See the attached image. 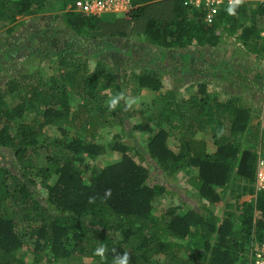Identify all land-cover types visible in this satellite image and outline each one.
<instances>
[{"label": "trees", "instance_id": "16d2710c", "mask_svg": "<svg viewBox=\"0 0 264 264\" xmlns=\"http://www.w3.org/2000/svg\"><path fill=\"white\" fill-rule=\"evenodd\" d=\"M76 1L0 0V30L12 34L21 14L52 9L64 12L65 28L77 36H123L138 22L147 41L184 49L193 43L215 47L225 37L248 43L259 36L264 18V5L235 6V14L224 6L209 23L206 7L186 0H131L126 11L100 15L77 11ZM0 57L2 62L14 56L4 51ZM53 64V72L30 65L0 82V264H37L43 254L53 264L75 256L82 258L79 264H113L112 249L129 253V264H254L255 246L264 244V189L255 183L262 157L243 141L252 109L242 99L230 94L218 101L204 82L183 96L174 87L165 89L168 78L155 68L120 73L103 59L92 68L90 55L80 52H59ZM145 88L157 93L152 109L143 102L129 109L124 100L109 108L108 98ZM73 90L82 100L77 108ZM219 108L229 115L219 118ZM135 116L142 121L133 124ZM107 125L122 131L106 146L95 137ZM131 130L148 135L143 149L127 143ZM170 130L180 136L178 150L170 145ZM199 133L211 135L215 151L197 139ZM105 147L119 158L92 165ZM147 163L171 176L195 170L188 179L197 190L192 206L156 213L155 202L169 190L149 182ZM227 197L220 218L211 205ZM101 245L104 259L94 254ZM24 250L35 262L29 263Z\"/></svg>", "mask_w": 264, "mask_h": 264}, {"label": "rangeland", "instance_id": "374dc122", "mask_svg": "<svg viewBox=\"0 0 264 264\" xmlns=\"http://www.w3.org/2000/svg\"><path fill=\"white\" fill-rule=\"evenodd\" d=\"M246 8L251 10L256 6L250 3L246 5ZM62 13L64 12L50 9L32 15L21 14L12 34L8 33L6 29L0 30V55L7 51L14 56L10 59H3L2 62L0 57V82L12 72L15 73L30 65L33 67L38 65L47 73L55 71L53 62L59 52L88 54L92 68L95 67L98 59H103L108 65L116 67L120 73L133 68L137 70L155 68L164 72L168 78V81L165 80V89L174 87L183 96L195 94L198 89L197 85L204 82L208 92L216 95L218 101L229 100L228 95L233 94L240 100L242 99L243 104L249 106L253 113L257 110L251 116L243 141L245 144L250 143L256 147V151L264 159V150L261 147L264 135V49L261 46L264 18L260 20L259 36L251 38L248 43L238 41L234 37H225L215 47L201 48L193 43L184 49H179L163 47L147 41L141 33L142 27L138 22L133 23V27L129 25L127 33L123 36H114L103 40L77 36L65 28ZM241 20L246 26L251 25V21L244 16L241 17ZM129 96L138 97V102L133 104L136 109L141 107L143 102L147 110H150L157 93L145 88L142 92L131 93ZM71 99L74 108H77L82 101L74 90ZM258 104L259 107H257ZM217 115L219 118H224L229 115V111L219 108ZM141 121V116L132 118L133 124ZM165 127L170 129L167 125ZM121 131L120 125H107L99 129V135L95 138L107 146L115 132ZM170 132L172 134L170 145L173 149L178 150L180 136L177 134L175 135L178 137L174 136L173 130ZM57 133L59 134V132ZM147 137L148 135L142 134L140 131L131 130L130 135L126 132L127 143L139 146L140 149L146 145ZM197 139H205L209 151L216 150L209 133H199ZM107 148L105 147L103 153L96 159L90 160L92 165L103 167L113 159L119 158L118 152H112ZM2 154L5 153L2 152ZM147 164L153 173L149 182L165 184L169 190L155 202L156 213L162 214L169 207L179 206L182 203L184 209L192 206L197 190L188 183V179L190 175L196 173L195 170L181 171L171 176L166 175L163 171L155 172L153 166ZM252 197L245 196L243 199ZM228 200L227 197L222 203L211 205L213 212L220 218L223 217L225 203ZM237 209L234 207L235 216L239 213ZM24 251L27 253L29 263L35 262L34 254L27 250ZM42 257L40 262H36L37 264H53L49 261L48 255L43 254ZM81 259L80 256H75L64 264H79Z\"/></svg>", "mask_w": 264, "mask_h": 264}, {"label": "built area", "instance_id": "2783aa9c", "mask_svg": "<svg viewBox=\"0 0 264 264\" xmlns=\"http://www.w3.org/2000/svg\"><path fill=\"white\" fill-rule=\"evenodd\" d=\"M186 3L195 7L205 6V19L212 23L217 13L224 6H230V0H186ZM234 3V0H233ZM253 3L256 7L264 5V0H241L234 6H241ZM131 0H77L76 10L86 14L100 15L106 12H123L130 8ZM264 49V32L262 43ZM256 186L258 189H264V159H259L257 167ZM254 264H264V244L255 246Z\"/></svg>", "mask_w": 264, "mask_h": 264}, {"label": "clouds", "instance_id": "9594fccd", "mask_svg": "<svg viewBox=\"0 0 264 264\" xmlns=\"http://www.w3.org/2000/svg\"><path fill=\"white\" fill-rule=\"evenodd\" d=\"M240 2H241V0H234V3H233V0H230V7L228 9L229 14H235L234 4H238ZM121 100H124L127 108L131 109L133 104H136L138 102V97L126 96L124 92H119L114 97H111L109 99V101L107 102L109 108L115 109ZM222 134H223V130H221L220 132L217 133L218 136L222 135ZM105 195L110 197L111 196V189L106 190ZM89 203L90 204L95 203V197H89ZM106 251H107L106 246L101 245L94 250V254L97 256H100L101 259H104ZM112 251L114 253L113 264H129V262H130L129 253L125 252L123 254H119L116 251V249H112Z\"/></svg>", "mask_w": 264, "mask_h": 264}, {"label": "crops", "instance_id": "0c3cea01", "mask_svg": "<svg viewBox=\"0 0 264 264\" xmlns=\"http://www.w3.org/2000/svg\"><path fill=\"white\" fill-rule=\"evenodd\" d=\"M221 78H223V76H221ZM259 106H260V105L258 104L257 107H259ZM256 111H257V110H256ZM256 111H255V112H256ZM255 112H254V113H255ZM254 113L252 112V114H254ZM250 131H251V128H250L249 132H250ZM245 135H246V134H245ZM246 199H248V198H246Z\"/></svg>", "mask_w": 264, "mask_h": 264}]
</instances>
